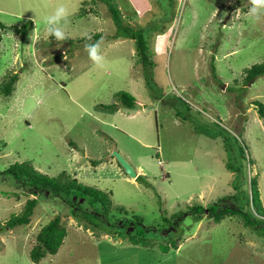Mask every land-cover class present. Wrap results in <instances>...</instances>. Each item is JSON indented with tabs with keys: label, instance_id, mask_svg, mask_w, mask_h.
<instances>
[{
	"label": "rangeland",
	"instance_id": "rangeland-1",
	"mask_svg": "<svg viewBox=\"0 0 264 264\" xmlns=\"http://www.w3.org/2000/svg\"><path fill=\"white\" fill-rule=\"evenodd\" d=\"M116 2L124 24L142 28L153 64L141 61L135 39L117 36L102 1L0 0V23L7 26L0 81L19 72L13 94H0V171L30 161L51 176L67 171L111 191L114 210L122 206L123 216L145 218L154 245L118 236L123 229L116 227H90L65 200L34 193L0 174V224L20 214L28 199L39 198L29 223L0 232V264H264V238L241 218L215 223L206 211L197 222L189 209L235 192L224 146V139L235 138L250 151L254 163L248 175L258 176L264 203V119L254 103H264V75L248 85L244 80L246 68L264 62V9L252 15L249 0H151L138 17L128 0ZM60 4L70 13L62 22L63 41L46 31V17ZM25 23L26 34L12 27ZM98 34L103 67L85 50ZM122 91L135 96V107L122 104L117 96ZM107 104L117 109L101 107ZM115 150L133 165L136 177L125 171ZM81 201L83 210L93 211ZM180 212L183 239L178 248L168 242L172 249L165 252L161 243L170 238L161 225L176 224ZM56 215L68 235L56 254L34 261L37 235Z\"/></svg>",
	"mask_w": 264,
	"mask_h": 264
},
{
	"label": "trees",
	"instance_id": "trees-1",
	"mask_svg": "<svg viewBox=\"0 0 264 264\" xmlns=\"http://www.w3.org/2000/svg\"><path fill=\"white\" fill-rule=\"evenodd\" d=\"M99 1L104 2L111 12L117 24V36L135 39L136 49L141 61L146 67L147 65L153 64L152 56L149 53V42L142 33V28L134 29L131 26L124 24L121 13L122 11L116 0ZM128 1L138 17L144 15L152 4L151 0ZM12 27L23 34H26L28 30V25L26 23L23 28L18 26ZM3 28H7V26L1 22L0 43L3 40ZM99 36L100 34L96 35V41L99 39ZM213 72L216 76L215 68L213 69ZM244 73L245 85L255 82L259 76L264 75V62L256 63L249 68H246ZM146 78L147 84H149V76H146ZM18 80L19 72L11 73L7 77L5 76L4 79L0 81V94L6 97L11 96ZM117 96L123 105L129 108L135 107L136 98L133 94L127 91H122L117 93ZM254 103L260 117L264 119V103L258 100ZM101 107L111 111L117 109L116 104L101 105ZM214 122L219 124L220 120ZM204 132L212 137L217 136V133L214 130L205 129ZM234 140L235 141L231 142L224 139V146L227 153L226 167L232 173H235V179L232 181L235 192L219 199L208 207L203 204L190 206V214H192L193 219L198 222L202 220L203 214L206 211H209L210 216L215 223L221 222L229 216H237L241 218L246 227L251 228L259 236L264 238V203L261 197L259 178L258 176H249L247 169L248 164L251 165L254 161L249 157L250 151L245 143L238 138H235ZM99 162L100 161L98 160H93L94 165H98ZM0 174H3L1 175L2 177L12 176L15 180L24 184V186L32 188L34 193L44 194L45 192H48L51 197L56 196L65 200L66 204L71 209V213L78 218L83 216L91 225L90 227L109 230H114L113 227H116L118 229H123L122 232H117L118 236L128 237L130 241L135 242L136 244L154 245V243H151L148 236V232L152 230V227L146 223L145 218L138 214H134L131 218L123 216L126 212L125 208L122 206H115L114 210L111 191L86 185L76 176L67 171H63L56 176H51L38 170L30 161L14 162L2 172L0 171ZM138 180L146 183L144 176H138ZM226 197L232 199L233 202L226 201ZM81 200H85L93 208V211L83 210V203L81 205ZM38 202V197L28 199L20 214H15L5 224H0V232L12 229L18 225L29 223ZM220 202H223V204H219ZM113 210L119 211L121 213L119 214L120 216L115 215ZM103 213L105 214L104 218L101 216ZM177 217L176 224H172L174 227L170 226L169 222H167L168 224L161 225V227H166L165 232L168 233L167 237L170 238L165 239L166 243H161V247L165 252L172 249L168 242L172 243L174 248H178L179 241L183 239L182 235L178 234L181 230V227L178 226L181 224L179 219H183L184 214L181 213V215ZM172 218L173 216L171 219ZM166 220L169 219L166 218ZM67 235L68 230L62 222L61 216L56 215L49 220V222L45 224L38 233L37 244L31 251V258L38 262L47 254H56L63 245L64 239ZM173 235L175 237H173Z\"/></svg>",
	"mask_w": 264,
	"mask_h": 264
},
{
	"label": "clouds",
	"instance_id": "clouds-1",
	"mask_svg": "<svg viewBox=\"0 0 264 264\" xmlns=\"http://www.w3.org/2000/svg\"><path fill=\"white\" fill-rule=\"evenodd\" d=\"M252 7L250 13L252 15H259L260 11L264 9V0H249ZM70 13L66 6L63 4L58 5L54 11L46 17V31L49 35L54 36L57 41H63L67 39L65 30L62 26V22H66ZM34 37H32L33 39ZM91 39V37H88ZM103 38L97 40L95 43H89L85 45V50L88 53L89 58L97 66L103 67L104 56L101 53V45Z\"/></svg>",
	"mask_w": 264,
	"mask_h": 264
},
{
	"label": "water",
	"instance_id": "water-1",
	"mask_svg": "<svg viewBox=\"0 0 264 264\" xmlns=\"http://www.w3.org/2000/svg\"><path fill=\"white\" fill-rule=\"evenodd\" d=\"M113 155L117 158V160L119 161V163H121V165L124 167L125 171L132 177H136L137 176V172L135 170V168L133 167V165H131V163L118 151H114Z\"/></svg>",
	"mask_w": 264,
	"mask_h": 264
},
{
	"label": "crops",
	"instance_id": "crops-1",
	"mask_svg": "<svg viewBox=\"0 0 264 264\" xmlns=\"http://www.w3.org/2000/svg\"><path fill=\"white\" fill-rule=\"evenodd\" d=\"M262 195V194H261Z\"/></svg>",
	"mask_w": 264,
	"mask_h": 264
}]
</instances>
